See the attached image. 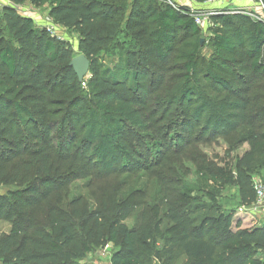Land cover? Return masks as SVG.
<instances>
[{"label": "trees", "instance_id": "obj_1", "mask_svg": "<svg viewBox=\"0 0 264 264\" xmlns=\"http://www.w3.org/2000/svg\"><path fill=\"white\" fill-rule=\"evenodd\" d=\"M7 1L11 6L0 15V224L8 226L0 235L1 264H80L105 245L114 250L110 264H174L178 255L185 264H264V220L242 229L236 211L216 204V186L233 185L239 206H251L258 159L264 174V106H250L248 84L264 75V24L239 14L213 15L222 44L207 64L222 76L203 71L194 80L199 59L192 49L180 66L182 86L164 95L174 77L176 48L199 33L189 10L155 0ZM26 4L46 7L53 23L78 32L79 54L90 61L88 80L79 82L69 67L70 46L18 14L16 8ZM114 51L125 58L131 85L128 78L117 82L100 74L98 58ZM189 82L195 90L185 87ZM224 91L223 99L233 100L216 110L223 114L208 115L199 136L185 142L184 135L211 110L207 94ZM239 94L246 95L242 103ZM209 131L227 146L216 169L204 166L197 150ZM245 145L234 163L228 160ZM149 147L165 164L183 157L204 185L211 183L199 191L211 206L197 209L215 215L192 217L186 195L165 211L174 234L161 250H167L166 262L156 248L160 223L129 228L126 210H89L71 188L88 178L127 179V165Z\"/></svg>", "mask_w": 264, "mask_h": 264}, {"label": "rangeland", "instance_id": "obj_2", "mask_svg": "<svg viewBox=\"0 0 264 264\" xmlns=\"http://www.w3.org/2000/svg\"><path fill=\"white\" fill-rule=\"evenodd\" d=\"M156 5L171 6L172 8H178L180 10H189L192 16H198L202 19L200 26H197L199 33L194 37H189L176 48L178 53L172 64L175 66V71L170 73L172 77L168 90L165 94H171L177 87H181L183 80H180L183 73L180 67L184 64L185 55L192 49L196 51L198 56V63L195 70L194 80H198L201 72H208L211 74L210 67L207 64L208 61L217 55L219 50H216L217 46L222 44L220 35L217 34V26L214 25L210 18L216 14H239L244 15L250 19L258 20L264 18V6L262 7L259 0H220L218 3H196L192 0H155ZM5 6H11L7 0H0V15ZM19 15L32 19L39 28L46 27L48 15L46 7H36L25 5L24 7L16 8ZM213 14L212 16H209ZM50 20V19H49ZM55 26L54 34L48 33L50 36L57 40L64 41L72 50L73 57H78V42L79 34L72 29H66ZM215 46V47H214ZM115 56L112 57H99L97 60L100 74L110 81L116 80L117 82L126 80L131 85L133 83L132 76L126 75L124 72L125 58L121 56L118 51ZM175 74V75H174ZM213 76L221 77L220 73H212ZM88 75L84 80H88ZM228 79V78H227ZM249 86L253 87L251 90V97L249 100L250 106L253 108L264 106V75L251 80ZM235 88L245 89L249 86H239L233 84ZM185 87L189 89L193 87L195 90L196 84L187 83ZM198 89V93L201 91ZM149 91V89H147ZM221 93V92H220ZM220 96H212L207 94L209 99H206V104L212 102L211 107L200 120L199 127H191L189 133L184 135L185 142L190 141L194 137H198L199 130L204 125L206 117L210 114H217L218 116L223 112H216L220 108H227V104L233 99H223L225 91ZM237 102L243 101L245 94L238 95ZM193 110L198 108L197 101H194ZM214 104V106H213ZM204 144L197 147L199 154L201 155V161L204 166L211 169H216L222 166V161L227 156V146L222 139L217 135H213L212 132H207L202 135ZM205 141V142H204ZM179 146H186L181 141L178 142ZM151 146V145H149ZM247 149V146H242L236 152L232 153L228 157V160H232L236 156H241ZM157 149L149 147L147 150H143L141 157H135L136 162L127 165V170H130V176L127 179L124 177H108V178H88L86 180H80L75 182L71 188L73 197L80 200L82 207L89 210L103 209L106 214L107 211L114 213L117 210H126L129 213L128 219L124 222L129 228H138L146 224H151V229L156 223H160V231L156 238V248L163 255V262L167 261L168 255L166 251H161L163 245L167 242L168 238L174 236L172 232V226H170L164 219L165 211L174 207L182 196L188 197V211L193 212L192 217H204L215 215L214 212L200 211L199 206L210 207V201L200 194L199 191L206 190L207 186L211 185L203 184V177L197 174L196 167L193 163L183 159V157H171L170 163L165 164L161 161V156L156 153ZM190 153L192 152L189 149ZM161 161V165L157 163ZM155 165H159L155 167ZM261 161L258 159L252 166V181L263 180V169H260ZM124 179V180H123ZM123 180V181H122ZM215 186V185H214ZM220 191L216 194V204L221 205L223 209L236 211V215L239 216V221L242 229L253 228L255 225H259L264 220V206L257 205L256 203L251 206H239L238 191L233 185H226L225 187L216 186ZM2 192V191H1ZM195 210H198L195 212ZM235 230V229H233ZM8 232V226L0 224V235ZM114 252L111 245L108 248L105 246L94 248L93 251L87 255V257L80 262V264H110V257ZM262 262H264V255L260 256ZM185 258L183 255L176 257L174 264H185ZM1 264V262H0ZM151 264H160L153 260Z\"/></svg>", "mask_w": 264, "mask_h": 264}, {"label": "built area", "instance_id": "obj_3", "mask_svg": "<svg viewBox=\"0 0 264 264\" xmlns=\"http://www.w3.org/2000/svg\"><path fill=\"white\" fill-rule=\"evenodd\" d=\"M220 0H209L206 3L207 4H214L218 3ZM262 4V3H261ZM263 7V5H261ZM264 8V7H263ZM213 14H210L209 16H212ZM194 23L196 26H200L202 23V19L199 18L198 16H192ZM258 21H261L264 24V18L258 19ZM45 30L46 32L50 33L51 35L54 34L55 32V26L53 25V22L51 20H47ZM84 86V84H82ZM253 190L255 193V203L257 205H262L264 206V183L261 180H254L253 181ZM108 248V245L106 246Z\"/></svg>", "mask_w": 264, "mask_h": 264}, {"label": "water", "instance_id": "obj_4", "mask_svg": "<svg viewBox=\"0 0 264 264\" xmlns=\"http://www.w3.org/2000/svg\"><path fill=\"white\" fill-rule=\"evenodd\" d=\"M69 67L75 73L79 82H82L88 75L90 61L83 55H79L71 60Z\"/></svg>", "mask_w": 264, "mask_h": 264}, {"label": "crops", "instance_id": "obj_5", "mask_svg": "<svg viewBox=\"0 0 264 264\" xmlns=\"http://www.w3.org/2000/svg\"><path fill=\"white\" fill-rule=\"evenodd\" d=\"M263 215H264V211H263ZM255 226H257V225H255Z\"/></svg>", "mask_w": 264, "mask_h": 264}]
</instances>
